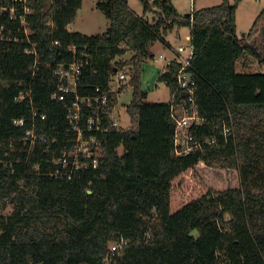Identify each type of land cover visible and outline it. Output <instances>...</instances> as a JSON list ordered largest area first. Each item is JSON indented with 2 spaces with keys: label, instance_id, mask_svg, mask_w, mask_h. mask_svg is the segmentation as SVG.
<instances>
[{
  "label": "trees",
  "instance_id": "obj_1",
  "mask_svg": "<svg viewBox=\"0 0 264 264\" xmlns=\"http://www.w3.org/2000/svg\"><path fill=\"white\" fill-rule=\"evenodd\" d=\"M51 1V10L47 0L33 1L29 16L44 62L32 100L47 115L36 122L32 149L25 135L33 105L17 98L29 89V81H21L30 78L34 56L22 42L0 41V264H108L110 245L120 239L127 244L110 264H264V73L236 70L247 55L264 63V10L240 37V0L185 15L173 0H140L143 16L126 0H98L110 27L87 36L68 29L83 0ZM183 27L194 47L188 70L206 122L189 130L201 146L177 155L171 103L144 102L141 69L153 58L154 43L171 48L168 33ZM257 32L260 40L249 43ZM69 45L87 46L98 72L86 71L85 81L104 89L112 61L126 51L135 54V98L127 107L132 125L106 136L98 169L71 180L50 175L55 145L44 143L57 135L64 146L65 112L51 95L58 84L54 64L70 58ZM179 68L174 62L158 76L171 95ZM21 119L23 126L15 124ZM214 139L217 144L205 143Z\"/></svg>",
  "mask_w": 264,
  "mask_h": 264
},
{
  "label": "built area",
  "instance_id": "obj_2",
  "mask_svg": "<svg viewBox=\"0 0 264 264\" xmlns=\"http://www.w3.org/2000/svg\"><path fill=\"white\" fill-rule=\"evenodd\" d=\"M33 1L38 0H0V41L22 42L25 45V53L34 56L30 78L21 81L22 85H26L29 81V89L17 98V100L30 98V103L33 105L31 117L33 125L25 135V141L30 145V149L34 147L38 138L37 120L47 119L46 114L35 108L32 100V83L37 72L44 65V62L39 59L38 47L32 39L29 27ZM194 9L195 7L191 11ZM54 44L59 46L61 43L55 40ZM66 50L70 58L54 64V76L58 78V84L51 95L52 100L62 104V110L65 112L64 146L59 147V136L57 135L47 137L44 143L48 144L47 149L55 145L51 151V162L56 167L55 170H50V175L59 179L71 180L89 168L98 169L104 155L106 136L112 131L128 129L121 125L122 110L119 96L125 86L133 80L134 66L130 63L131 60L127 63L115 59L112 61L114 72L110 74L108 86L105 89L100 86L91 87L85 81L86 71L89 69L96 73L98 71L95 69L96 63L87 46L69 45ZM171 50L173 52L171 57L160 55L155 58V62L164 65L159 75L168 71L174 62L180 65L177 74L178 85L169 102L171 103V117L177 123L174 134L175 151L177 155H182L192 153L201 146L199 142L193 143V136L189 130L193 125L204 124L206 119L199 115L197 87L192 80V72L188 70L192 66L191 60L194 54L190 37L187 46L178 45ZM188 73L192 74L189 81L187 80ZM160 84L163 83L160 82ZM15 124L23 126L25 121L16 120ZM224 131L227 135L231 130L225 126ZM205 143L217 144L215 139L211 142L205 141ZM149 237L148 235L146 239ZM126 244L125 239H120L110 245L108 264L116 254L121 253Z\"/></svg>",
  "mask_w": 264,
  "mask_h": 264
},
{
  "label": "rangeland",
  "instance_id": "obj_3",
  "mask_svg": "<svg viewBox=\"0 0 264 264\" xmlns=\"http://www.w3.org/2000/svg\"><path fill=\"white\" fill-rule=\"evenodd\" d=\"M130 10L143 16V4L140 0H126ZM234 2L235 0H231ZM222 3V0H174L177 11L182 14H188L193 7L197 9H203L211 6H216ZM98 0H83L82 7L79 9L76 18L70 24L68 29L71 32H79L87 36L104 35L108 32L110 27V20L97 7ZM264 10V0H240L237 8V33L240 37L247 34L255 20ZM150 21L153 19L152 14L146 16ZM264 25V21L262 23ZM189 29L183 27L170 33L166 37V42L171 45L180 44L188 45L186 36L189 34ZM261 36L257 33L253 37L248 39L249 43L260 40ZM163 45L162 41H157L151 47L153 58L145 59L142 63L141 69V87L142 91L146 93L144 98L145 103H167L171 100V92L165 85L160 84L158 76L163 70L164 65L162 63H156L155 58H158L162 54ZM124 47V46H123ZM166 48V47H165ZM166 51L168 48L165 49ZM135 54L132 51H126L123 55L118 56L116 59L122 62H129ZM171 57V56H166ZM236 70L241 74H262L264 73V63H260L252 56H245L237 63ZM160 85V86H157ZM135 86L131 83L127 84L119 96V104L122 110L121 125L124 128H129L131 118L127 112V107L134 101ZM123 153V149H119V154ZM205 179V177H204ZM195 237H198V232L192 233Z\"/></svg>",
  "mask_w": 264,
  "mask_h": 264
},
{
  "label": "crops",
  "instance_id": "obj_4",
  "mask_svg": "<svg viewBox=\"0 0 264 264\" xmlns=\"http://www.w3.org/2000/svg\"><path fill=\"white\" fill-rule=\"evenodd\" d=\"M173 4H174V0H173ZM221 4V3H220ZM219 5V4H218ZM174 6H175V4H174ZM175 8H176V6H175ZM195 9H197V8H195ZM79 12V11H78ZM148 16V15H147ZM175 30H177V29H175ZM174 30V31H175ZM173 32V31H172ZM172 32H170V33H172ZM170 33H168V35L170 34ZM168 35H167V37H168ZM189 37H190V32H189V34L186 36V39L188 40V42H189ZM169 45H170V47L171 48H168V50L166 51L165 49L167 48L166 47V45L164 46L163 45V50H162V54H165L166 56H172L173 55V52H172V50L171 49H175L178 45H180V44H174V45H171L170 43H169ZM166 47V48H165Z\"/></svg>",
  "mask_w": 264,
  "mask_h": 264
},
{
  "label": "water",
  "instance_id": "obj_5",
  "mask_svg": "<svg viewBox=\"0 0 264 264\" xmlns=\"http://www.w3.org/2000/svg\"><path fill=\"white\" fill-rule=\"evenodd\" d=\"M47 5H48V8H47V10H51L52 9V7H53V3H52V1L51 0H47ZM192 78V74L191 73H188L187 74V80L189 81L190 79ZM89 193H92V191H88Z\"/></svg>",
  "mask_w": 264,
  "mask_h": 264
}]
</instances>
